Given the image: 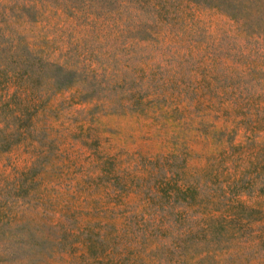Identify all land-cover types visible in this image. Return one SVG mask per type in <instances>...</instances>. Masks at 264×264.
<instances>
[{
    "label": "rangeland",
    "instance_id": "obj_1",
    "mask_svg": "<svg viewBox=\"0 0 264 264\" xmlns=\"http://www.w3.org/2000/svg\"><path fill=\"white\" fill-rule=\"evenodd\" d=\"M0 264H264V0H0Z\"/></svg>",
    "mask_w": 264,
    "mask_h": 264
}]
</instances>
